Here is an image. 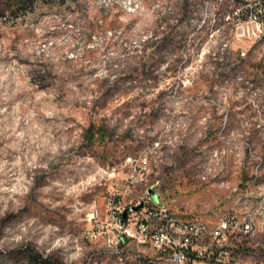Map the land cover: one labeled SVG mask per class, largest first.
Returning a JSON list of instances; mask_svg holds the SVG:
<instances>
[{
    "label": "rangeland",
    "instance_id": "rangeland-1",
    "mask_svg": "<svg viewBox=\"0 0 264 264\" xmlns=\"http://www.w3.org/2000/svg\"><path fill=\"white\" fill-rule=\"evenodd\" d=\"M205 1L134 0L128 13L81 0L37 27L0 20V264H32L29 252L50 264H168L148 242L112 243L107 198L126 206L134 188L120 166L144 154L183 217L212 225L233 208L257 221L230 236L228 258L197 264H264V33ZM136 217H125L133 230ZM199 246L220 247L208 235Z\"/></svg>",
    "mask_w": 264,
    "mask_h": 264
},
{
    "label": "built area",
    "instance_id": "built-area-1",
    "mask_svg": "<svg viewBox=\"0 0 264 264\" xmlns=\"http://www.w3.org/2000/svg\"><path fill=\"white\" fill-rule=\"evenodd\" d=\"M71 1L74 0H28V8L17 9L15 18L4 14L0 16V20L20 24L22 27H34L31 25V18H39L40 21L42 16L39 15L43 13L62 14L68 10ZM211 8L214 14L219 11V0H211ZM233 9L236 29H241L242 32L244 29L247 31L251 29L254 35L264 33V0H234ZM120 167L127 168L128 173L123 179L134 190L129 195L130 199L125 207H121L114 194L107 198V215L118 232L112 240L114 245L124 243L126 238L136 239L139 246L148 242L154 252L166 254L168 264H188L190 260L192 264H197L196 262L204 258L207 253L214 255V252H217L214 262H218L220 258L229 257V251L225 246L228 245L230 236L252 235L257 231V221L253 215L239 214L233 208L212 225L198 218L183 217L176 190L172 188L171 192L167 188L162 189L160 180L149 181L150 170L145 154L127 155ZM114 169L112 168L107 174L112 179L115 178ZM204 179L205 177H202V180ZM138 185L139 188L136 187ZM227 187L229 195L238 192L236 186ZM243 196V194L239 195L234 202H241ZM123 215L127 219L137 215L136 230L126 225V218ZM205 235L215 240L220 247L193 248V245L196 246ZM134 250L139 252L137 247Z\"/></svg>",
    "mask_w": 264,
    "mask_h": 264
},
{
    "label": "trees",
    "instance_id": "trees-1",
    "mask_svg": "<svg viewBox=\"0 0 264 264\" xmlns=\"http://www.w3.org/2000/svg\"><path fill=\"white\" fill-rule=\"evenodd\" d=\"M10 1L11 2H9V6H8V9H7V13H10V12H13V13L15 12L16 13V10L17 9L23 8V4H25L26 2H28V0H10ZM78 1H81V0H74V1L69 2V8H68V10H66L62 14L71 11L73 9L72 4L73 3H77ZM236 1H238V0H236ZM115 2L116 1H113L112 3H108V5L109 4H113ZM118 3H120V2H118ZM105 5H107V4H105ZM123 8H124V11L125 12H128V13H134V12L137 11V8L134 9L133 11H128L125 7H123ZM35 26L37 27V25H35ZM45 26H50V25H45ZM28 257H29V261L32 264H50V260L48 258H43L40 254L35 253V252H29Z\"/></svg>",
    "mask_w": 264,
    "mask_h": 264
},
{
    "label": "bare ground",
    "instance_id": "bare-ground-1",
    "mask_svg": "<svg viewBox=\"0 0 264 264\" xmlns=\"http://www.w3.org/2000/svg\"><path fill=\"white\" fill-rule=\"evenodd\" d=\"M97 1H101L103 4H108L113 1L120 2L122 6L125 7L128 11H133L134 9L137 8V4L134 2V0H97ZM233 1L234 0H219V10L224 6H227L228 8H231L232 12L234 13ZM204 3H205L204 5L206 6L208 5L211 6V0H206ZM23 8H28V2L23 4ZM38 23H39L38 19L34 20L33 18H31V25L35 26Z\"/></svg>",
    "mask_w": 264,
    "mask_h": 264
},
{
    "label": "water",
    "instance_id": "water-1",
    "mask_svg": "<svg viewBox=\"0 0 264 264\" xmlns=\"http://www.w3.org/2000/svg\"><path fill=\"white\" fill-rule=\"evenodd\" d=\"M123 217H124V215H123Z\"/></svg>",
    "mask_w": 264,
    "mask_h": 264
}]
</instances>
